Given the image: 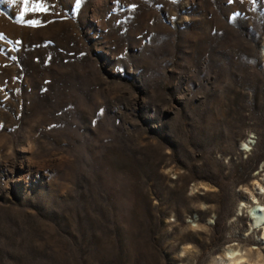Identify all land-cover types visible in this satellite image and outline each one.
I'll list each match as a JSON object with an SVG mask.
<instances>
[{"label": "rangeland", "instance_id": "rangeland-1", "mask_svg": "<svg viewBox=\"0 0 264 264\" xmlns=\"http://www.w3.org/2000/svg\"><path fill=\"white\" fill-rule=\"evenodd\" d=\"M263 46L264 0H0V264H264Z\"/></svg>", "mask_w": 264, "mask_h": 264}, {"label": "bare ground", "instance_id": "bare-ground-1", "mask_svg": "<svg viewBox=\"0 0 264 264\" xmlns=\"http://www.w3.org/2000/svg\"><path fill=\"white\" fill-rule=\"evenodd\" d=\"M264 49V46H263ZM242 145L244 148L248 149L247 141H243ZM261 182H257V187L255 188L259 195L262 197V202L258 198L252 195V203L247 206V212L250 217L251 229L259 228L261 229V241L264 242V177H262ZM243 260L242 254L233 249L228 248L226 251V261L224 264H239Z\"/></svg>", "mask_w": 264, "mask_h": 264}, {"label": "snow or ice", "instance_id": "snow-or-ice-1", "mask_svg": "<svg viewBox=\"0 0 264 264\" xmlns=\"http://www.w3.org/2000/svg\"><path fill=\"white\" fill-rule=\"evenodd\" d=\"M133 7H135V6L133 5ZM39 10H41V11H46V9H44V8H42V7H40ZM29 22L31 23V21H29Z\"/></svg>", "mask_w": 264, "mask_h": 264}]
</instances>
